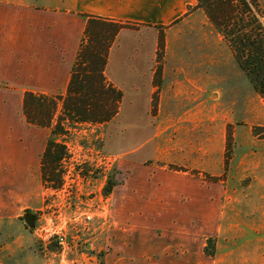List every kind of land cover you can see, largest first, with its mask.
I'll return each mask as SVG.
<instances>
[{
    "label": "crops",
    "instance_id": "0c3cea01",
    "mask_svg": "<svg viewBox=\"0 0 264 264\" xmlns=\"http://www.w3.org/2000/svg\"><path fill=\"white\" fill-rule=\"evenodd\" d=\"M196 5L197 0H0V264H97L78 255L82 239L88 247L100 245L101 264H264V208L248 205L221 182L210 184L204 173H223L225 150L216 162L206 161L204 148L202 159L190 161L183 140L163 134L171 125H149L143 141L133 133L147 126L123 130L109 219L102 215L88 226L66 227L67 244L44 252L35 241L49 238L36 236L34 219L32 226L26 221L45 205L41 165L51 128L28 121L25 93L66 92L88 16L134 26L122 28L118 37L168 31L194 16L213 26ZM158 64L149 65L146 95L155 91ZM179 77L164 70L162 80L178 84ZM208 240L215 242L214 256L206 253Z\"/></svg>",
    "mask_w": 264,
    "mask_h": 264
},
{
    "label": "rangeland",
    "instance_id": "374dc122",
    "mask_svg": "<svg viewBox=\"0 0 264 264\" xmlns=\"http://www.w3.org/2000/svg\"><path fill=\"white\" fill-rule=\"evenodd\" d=\"M258 2L264 11L261 0ZM194 10L189 8V12ZM173 24L175 26L168 31H126L119 36L106 69L108 78L124 93L119 113L107 123L77 125L59 136L71 146V152L59 165L63 174L60 188L74 177L76 187L91 192L87 202L97 204L101 193L108 195L107 219L112 206L111 193L107 194L105 187L109 177L114 180V186L118 183V162L123 152L120 136L124 129L147 126L133 133L143 141L150 134L149 125H171L163 134L168 133L174 140L182 139L187 145L184 156L190 161L202 159L204 148L206 161L216 162L224 150L226 156L230 138L231 158L227 170L223 169L219 176L205 172V178L210 184L221 182L223 187L238 190L248 205L264 208V101L240 68L229 44L208 21L203 24L194 16ZM161 32L165 46L159 52ZM152 61L159 63L154 80L156 88L146 95V79ZM164 70L170 78L179 75V83L171 84V79L163 81ZM177 127L181 130L175 131ZM52 190L46 188L45 204H57L59 211L51 208L45 215L32 216L33 230L40 223L58 224L69 230L76 223L82 224L84 217L80 210L85 207L86 196L80 199L67 191L54 193ZM248 193L249 196L242 195ZM101 218L102 214H96L93 221ZM87 243L85 239L77 241L78 255L92 256L101 264L100 245L91 248ZM206 247L215 254L213 240H208ZM35 248L40 252L61 249L54 238L44 243L36 240Z\"/></svg>",
    "mask_w": 264,
    "mask_h": 264
},
{
    "label": "trees",
    "instance_id": "16d2710c",
    "mask_svg": "<svg viewBox=\"0 0 264 264\" xmlns=\"http://www.w3.org/2000/svg\"><path fill=\"white\" fill-rule=\"evenodd\" d=\"M215 29L232 49L240 68L264 101V11L258 0H197ZM127 22L88 16L71 77L64 94L48 95L27 91L23 108L28 121L36 126L51 128L42 157L44 184L59 188L63 184L60 162L67 155V146L59 136L81 124H103L120 111L123 90L107 76L112 47ZM159 52L164 49V33L159 35ZM230 138L227 143L226 167L229 164ZM115 185L109 177L105 192ZM208 255H214L209 251Z\"/></svg>",
    "mask_w": 264,
    "mask_h": 264
},
{
    "label": "built area",
    "instance_id": "2783aa9c",
    "mask_svg": "<svg viewBox=\"0 0 264 264\" xmlns=\"http://www.w3.org/2000/svg\"><path fill=\"white\" fill-rule=\"evenodd\" d=\"M66 146H67V152L70 153L71 152V146L69 144V142H65ZM64 159V158H63ZM69 172V171H67ZM70 173V172H69ZM73 176V175H72ZM79 176V175H78ZM74 177H72V180L70 182H68L66 180L65 184L63 185L62 188H52L51 186H46V188H52L54 193L57 192H61V191H67V193H69V195H76L78 198L82 199L83 196H86V204L85 207H83L80 210V214L84 217L83 219H81V221L88 226L95 218L96 214H102L103 217H107L106 215L108 214L109 211V196L108 195H104L103 193L100 194V202L97 204H93L90 203V201L87 202V196L90 197L91 192L82 189V187H76L75 183H73V179ZM84 190V191H83ZM90 199V198H89ZM70 205V204H69ZM59 207V205L54 204V203H46L43 208L39 209L36 214L40 215L43 214L45 215L46 210L47 209H51L53 208L54 211H59L57 208ZM71 207V205H70ZM61 213H59L60 215ZM73 219H76L75 216ZM38 220L40 221V218H38ZM65 228L64 226L55 224V225H51V226H46L42 223H40L39 225H37L34 229V232L37 234L38 237L43 238L45 235L48 238H54L56 239V241L60 244V245H64L67 244V235L64 232Z\"/></svg>",
    "mask_w": 264,
    "mask_h": 264
},
{
    "label": "water",
    "instance_id": "95a60500",
    "mask_svg": "<svg viewBox=\"0 0 264 264\" xmlns=\"http://www.w3.org/2000/svg\"><path fill=\"white\" fill-rule=\"evenodd\" d=\"M26 221H27V223L30 225V226H32L33 225V218H31V216H27L26 217Z\"/></svg>",
    "mask_w": 264,
    "mask_h": 264
}]
</instances>
